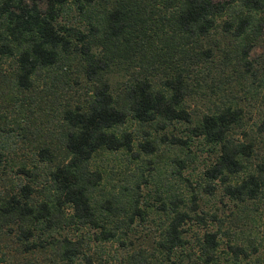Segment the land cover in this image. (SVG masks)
<instances>
[{"label":"trees","instance_id":"trees-1","mask_svg":"<svg viewBox=\"0 0 264 264\" xmlns=\"http://www.w3.org/2000/svg\"><path fill=\"white\" fill-rule=\"evenodd\" d=\"M263 43L264 0H0V264H264V112L228 98L264 107Z\"/></svg>","mask_w":264,"mask_h":264},{"label":"rangeland","instance_id":"rangeland-1","mask_svg":"<svg viewBox=\"0 0 264 264\" xmlns=\"http://www.w3.org/2000/svg\"><path fill=\"white\" fill-rule=\"evenodd\" d=\"M226 0H214V2H223ZM216 39H221V36L216 33L215 35ZM221 42H223V40H221ZM264 58V43L260 44L258 46H256V48H254V50L251 52L250 56H249V60L255 65H257V63H261L263 61ZM221 76H217L216 79L220 78ZM249 82L246 83V85H248L247 87H251L249 86ZM210 84V83H209ZM210 87H212L210 89ZM251 89H253V87H251ZM253 94V93H252ZM221 92L218 91V89L215 88V86L210 85L209 87L205 88L203 90L202 93H199L197 96H195L192 101V103H190V105H192V109H195L197 112H204L208 107H212V103H218L219 102V98H220ZM234 96H236V101L240 104H242L245 108L246 111L248 112L246 118H245V122L247 123V127L245 129L246 132L250 133L252 132H257L256 126L261 124V119L263 117V112H264V107H263V100H262V94L261 95H253L251 96L250 94L245 93L244 91H241L239 87H237L236 85L233 84L231 93L228 95V98H233ZM233 100V99H231ZM240 100L244 101V103H241ZM246 100V101H245ZM252 135H255L254 133ZM198 156L200 161L202 160H206L207 158V154L203 153L201 154L199 151H197ZM101 161H96V165L99 167V169L105 170L106 174L103 175L104 177V181L103 184L106 187V189L111 188V185H120L123 184L122 180H120V176L117 175L116 177H114L113 175H111V168L113 167L112 163H105L104 165L101 166ZM122 164L125 165V161H122ZM121 170L124 171V166H120ZM146 165L145 162L143 163H138V162H134V163H130L129 164V168L130 171L133 172H144L146 179L148 180V185L147 186V191H151V188L153 189L152 186L153 185V181L151 180L150 176H148V174H150V171L148 170V167ZM198 169L193 173L190 174L189 171L186 173V178H189L190 180V184L191 186H195L196 182L198 180V176H200L201 174V170L204 169L202 163L198 164ZM115 168L118 169V167L115 166ZM116 169V170H117ZM165 177H167L168 180H172L170 176H168L169 174V170L165 171ZM127 173V172H126ZM111 175V178H109V176ZM130 173H127V177L130 176ZM130 179V178H129ZM150 181V182H149ZM145 186V185H144ZM183 188V187H182ZM191 188L189 189V192H191ZM186 198L189 197L188 193H185ZM207 200L206 198H203L202 201L199 202V204L202 206L203 205V201ZM225 202V200H224ZM223 203H219L218 199L214 198V200H210L209 203L205 206H202V210L204 212H210L212 213L213 211H215V209L217 207L222 208ZM211 226V225H210ZM212 229V228H210ZM205 231V228H201V227H197L196 225H193L191 227V230L189 231V237H191V235L195 232L197 233H201ZM142 234V231H141ZM108 249L113 251V247L110 248L108 247ZM37 260V262H41V258L39 259V257L34 258ZM29 260L33 261L32 256H29ZM5 264H28L26 262V260H22L19 259L18 261H15L13 259H8V261Z\"/></svg>","mask_w":264,"mask_h":264}]
</instances>
